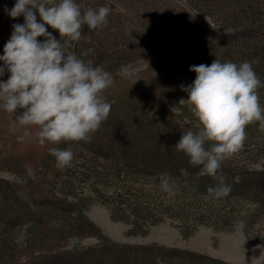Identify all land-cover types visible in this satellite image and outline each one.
Instances as JSON below:
<instances>
[{
  "label": "rangeland",
  "instance_id": "obj_1",
  "mask_svg": "<svg viewBox=\"0 0 264 264\" xmlns=\"http://www.w3.org/2000/svg\"><path fill=\"white\" fill-rule=\"evenodd\" d=\"M109 1L113 8H126L131 13L128 19L133 18V14L136 15L134 10L139 5L131 6L130 0ZM144 1L139 0L141 5L146 6V21L143 24L145 28L140 27L134 16L136 28L131 37L137 38L153 31L152 22L147 18L150 9H156L167 25L172 24L171 29L186 21H199L204 24L200 25L203 34L176 40L178 44L175 47L185 48L186 52H190L187 56L195 52L196 55H204L203 50L208 51L210 47L218 44V48H227L224 54L226 58H232L234 62L236 60L237 65L247 61L254 70L264 74V67H258L256 57L249 52L246 44L243 45L241 37L225 39L220 24L230 26L232 22L233 25H239L233 23L236 20L231 21L230 13L223 21V12L217 11L215 15L199 13L186 0ZM128 19L122 20L120 16L110 18L106 25L116 27L121 20L123 24L117 27L127 28L131 26ZM98 29L105 30L104 26ZM231 30L227 29V35H232L234 31ZM12 31L13 28L10 36ZM215 37L219 41L213 40ZM109 38L112 44L120 41L114 35ZM7 42L6 40L3 46ZM73 48L74 42L67 48L68 52L72 53ZM113 48L117 49L118 45ZM164 48L166 45L162 42L156 50L146 49L147 53L137 61L133 59L111 65L108 72L115 75L114 89L112 92L106 90L102 95L109 99L117 95V92L125 90L147 98L142 105L150 119L149 126L162 133L164 129H169L166 134L175 141L176 135L181 136L182 132L196 130L193 124L197 118L186 103H180L181 98H187V92L181 89V85H191L196 75L186 66L175 71L174 77L168 76L162 69L170 66V56ZM199 49L203 50L197 51ZM78 52L85 58L89 55L81 47H78ZM212 54L222 57L219 52L212 51ZM0 67H3V61ZM124 72L128 75L122 74ZM258 94L261 106L264 107L263 87L258 90ZM14 123L11 114L0 116V162L5 164L0 167V179L13 184L19 194H22L23 191L19 190L22 185L24 187L29 180L34 179L33 162L26 161L24 165L20 163L21 167H13L12 171L6 166L21 162L22 158L27 157L29 148L38 142L35 128H22L18 125L14 127ZM245 131L247 135L242 149L222 163L225 171L235 174L225 177L232 187L230 194L224 198L214 199L208 194V188L215 186L216 182L211 177L198 176L199 167L190 165L189 158L183 156L174 161L175 164H166L156 155H152L151 159L140 158L139 155L134 157L138 152L146 156V150L149 149L161 151L155 144L151 147L148 143H143L137 150H131L134 154L128 158L125 155L119 165L109 153L106 155L109 156L107 159L77 149L73 151V164L68 167L67 174L64 172L58 187L69 198L79 199L84 204L85 215L113 241L127 244L156 243L206 255L229 264H264V131H260L259 122L248 125ZM9 160L13 162L10 163ZM181 169H187L188 175H183ZM162 177L169 179L174 195L169 196L161 190ZM236 177L240 178L239 182L235 181ZM54 218L56 224L70 220L68 213L63 211L55 213ZM13 233L19 243L24 229ZM82 234L80 238L73 237L69 247L88 246L99 242L94 233ZM160 264L217 263L175 255L166 257Z\"/></svg>",
  "mask_w": 264,
  "mask_h": 264
},
{
  "label": "trees",
  "instance_id": "obj_2",
  "mask_svg": "<svg viewBox=\"0 0 264 264\" xmlns=\"http://www.w3.org/2000/svg\"><path fill=\"white\" fill-rule=\"evenodd\" d=\"M130 1L132 2L131 6L134 4L139 6L134 10L136 15L133 14V18L128 19L131 13L124 7L113 8L109 0H75L77 4L81 5L82 13L89 8L98 9L101 6H108L110 13L107 21L110 18L120 16L122 20L128 19L131 26H127V28L117 27L121 25V20L116 27L104 25L105 30H92L85 25L81 30L80 39L74 41L72 53L68 52V49L65 50L66 53L69 55L74 54L86 64H91L93 67L102 66L105 71H108L111 65H118L122 61L139 60L147 53L146 49L156 50L164 42L166 45L164 49L168 51L170 56V66H164L162 69L168 76L173 77L175 71L186 66L189 68L200 64L210 66L215 59L221 63H236V60L234 62V59H228L224 56L227 48H224L225 46L218 48V44L210 47L208 51H204V48L197 50H203L204 55H196L195 52L187 56L190 52H186L185 48L175 47L178 44L176 40L188 39L203 34L200 25L204 26V24L199 21H186L185 23H176L177 27L171 29L172 24L168 23L167 25L166 21L159 17L162 15L156 9H150L147 18L148 21L152 22L151 28L153 31L147 32L146 35L141 34L137 38L131 37L136 28L134 16L137 18L140 27L145 28L143 24L146 21L144 17V7L146 6L141 5L139 0ZM53 2H58V0H53ZM186 2L193 10L206 15L208 13L215 15L217 11L223 12L225 15L223 21L230 13L231 21L234 19L236 21H233V23L239 25H233L232 22L230 26L220 24L225 39L241 37L243 45L246 44L250 50L249 52H252L253 56L256 57L258 67H264V0H186ZM15 3L16 0H0V56L3 54L4 42L9 39L12 25L24 23L23 16L13 19L8 14ZM36 15L38 22H42L39 14L36 13ZM227 29L234 31L232 35H227ZM48 31L59 39L58 31L50 27ZM111 35L119 38V43L112 44L109 38ZM102 36L104 39H102ZM38 39L42 41L44 38L39 37ZM127 40L128 42H126ZM213 40L219 41L217 37ZM78 47L89 53L87 58L81 56ZM212 51L219 52L222 57L212 54ZM254 72L264 85V74L262 75L257 69ZM111 75L114 80L115 75L112 73ZM188 75L193 76L196 73ZM9 76L10 73L5 72L3 76H0V81L6 82ZM113 89L114 85L112 84L107 90L112 92ZM111 97L109 99L104 98L110 104H115L111 105L108 118L101 123L95 133L91 134L89 141L61 142L57 145L46 143L43 146L34 143L27 151V160V157H24L18 164L6 166L12 171L13 167L20 168V163L24 165L26 161L33 162L34 179L29 180L24 187L22 185L19 189L23 191L22 194H19L13 184L0 179V264H160L166 257H175V255L177 257L212 261L217 264H229L206 255L177 248H168L156 243L127 244L113 241L85 215L84 204L79 199L69 198L67 193L59 190L58 185L62 180L61 178H63L64 172L65 174L68 173L69 168L66 167V170L63 169V171L57 169L55 157L48 151L51 147L70 150L72 153L80 149L83 152L89 151L97 157L107 159H109V156L106 155L109 153L115 159L117 165H119V162H123L125 155L128 158L129 155L134 154L131 150L139 149L143 143H148L151 147L155 144L161 151L149 149L146 150V156L138 152L134 157L139 155L140 158L151 159L152 155H156L159 158L161 157L162 162H166V164H175L174 161L183 156L186 159L189 158L175 148V144L181 137L180 135H176L174 141L166 134L169 129H164V133H162L149 126L150 119L144 105H142V102L147 101V98L144 99L142 95H136L125 90L117 92V95ZM122 107L124 108L122 109ZM5 115L6 112L0 109V116L4 117ZM151 151L157 153L153 154ZM9 162L13 161L9 160ZM4 166L5 164L0 162V167ZM219 174L224 177L235 176V174H229L225 171L223 165H221ZM211 179L217 183L213 178ZM61 211L67 212L70 220L66 223L56 224L55 213ZM19 229H24V235L17 243L13 232H17ZM8 230H11V232ZM83 232L94 233L98 236L99 242L88 246L69 247L70 240L73 237H82Z\"/></svg>",
  "mask_w": 264,
  "mask_h": 264
},
{
  "label": "clouds",
  "instance_id": "obj_3",
  "mask_svg": "<svg viewBox=\"0 0 264 264\" xmlns=\"http://www.w3.org/2000/svg\"><path fill=\"white\" fill-rule=\"evenodd\" d=\"M109 13L108 6L82 13L75 0H16L8 12L13 19L23 16L24 23L12 25L0 56V76L10 73L6 82L0 81V109L14 117V127L35 128L39 145L87 142L108 118L111 104L102 94L113 84L111 73L65 50L80 39L85 25L92 30L106 25ZM49 27L58 31L59 39ZM189 71L196 77L191 85H181L187 98L180 103L197 118L196 130L182 132L175 148L189 157L190 165L199 167L198 176L217 181L208 194L224 198L232 186L219 174L222 163L242 149L248 125L259 122L264 131L258 94L264 85L247 61L237 65L215 59L210 66L193 65ZM48 151L57 169L71 166L72 151L57 147ZM181 173L188 175L187 169ZM160 188L169 196L175 194L167 177L161 178Z\"/></svg>",
  "mask_w": 264,
  "mask_h": 264
}]
</instances>
